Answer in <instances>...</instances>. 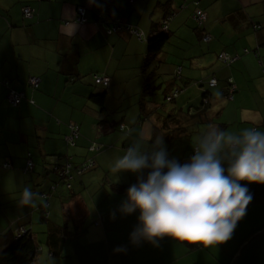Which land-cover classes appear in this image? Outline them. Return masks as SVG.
<instances>
[{
  "label": "crops",
  "instance_id": "obj_1",
  "mask_svg": "<svg viewBox=\"0 0 264 264\" xmlns=\"http://www.w3.org/2000/svg\"><path fill=\"white\" fill-rule=\"evenodd\" d=\"M196 9L205 14L207 43L192 18ZM69 19L77 24L72 36L62 27ZM115 26L124 30L107 32ZM165 30L168 39L150 55L148 40ZM220 54L232 62L223 64ZM146 74L152 75L153 92L141 104ZM94 75L107 77L108 87L95 85ZM226 75L234 87L229 94ZM33 77L40 80L37 89L29 86ZM10 90L21 93L17 106L9 105ZM101 94L97 104L91 96ZM209 124L232 132L264 130V0H0V235L29 230L41 247L36 264L232 261L243 238L264 223L258 219L264 205L248 207L232 237L219 245L188 250L165 237L156 246L134 247L129 234L138 213L122 216L117 209L126 192L111 190L135 175L116 179L110 170L130 144L148 148L157 135L163 142L180 139L188 148L168 154L187 161ZM71 125L79 128L74 148L63 140ZM93 143L101 148L91 151ZM27 152L32 173L23 169ZM85 163L92 166L72 178L69 190L61 183L51 187L52 165L73 170ZM26 186L36 196L32 206L21 207ZM64 231L77 235L65 237L60 257L50 256L49 242ZM121 245L127 252L114 253Z\"/></svg>",
  "mask_w": 264,
  "mask_h": 264
},
{
  "label": "clouds",
  "instance_id": "obj_2",
  "mask_svg": "<svg viewBox=\"0 0 264 264\" xmlns=\"http://www.w3.org/2000/svg\"><path fill=\"white\" fill-rule=\"evenodd\" d=\"M62 27L72 36L77 24L69 19ZM192 149L191 157L181 163L169 158L162 138L156 137L148 148L134 142L112 160L116 179L124 172L137 175L117 209L122 216L138 213L129 234L131 246H156L165 237L204 247L219 245L247 215L253 200L249 185H264V130L232 132L209 124ZM35 196L24 187L19 206H32ZM115 216L113 212L110 218ZM113 251L126 253L127 247Z\"/></svg>",
  "mask_w": 264,
  "mask_h": 264
},
{
  "label": "trees",
  "instance_id": "obj_3",
  "mask_svg": "<svg viewBox=\"0 0 264 264\" xmlns=\"http://www.w3.org/2000/svg\"><path fill=\"white\" fill-rule=\"evenodd\" d=\"M197 10H199V9H196L195 11H197ZM199 11H201V10H199ZM194 12H193V15H194ZM201 12L204 14L203 11H201ZM168 14L170 15L171 12H168ZM193 15H192V18H193ZM167 18H168V16L166 14L164 16L163 22L166 21ZM193 20H194V18H193ZM205 21H206V19L204 21H201V22L194 20V22L196 23V28L201 30L204 27ZM163 22L160 24V26L163 25ZM168 36H169V33L167 30L156 31L155 35L151 39H149L147 42V50H148L149 54L155 55L157 52H159L161 50L162 46L164 45V43L166 42V40L168 39ZM205 36H208L207 41H204ZM200 37L204 43H207L210 41V36L207 33H205L203 30L200 31ZM217 59L219 60L218 57H217ZM146 63H145L144 68L146 67ZM96 77H101V76L94 75L93 77H91V79L95 85H101L103 87H108L109 82L106 86L102 85L101 83H99V84L95 83ZM151 78H152L151 74H148V75L146 74V76L144 78L143 89L141 92V96L139 98L141 101V104H143V102L146 103L147 102L146 97L148 95L152 94V92H153V88L151 85ZM228 78L229 77H227V75H226L227 93L229 94L231 83L228 81ZM215 83H216V81H215ZM39 84H40V82H39ZM39 84L36 88H33L30 84H29V86L32 89H37L39 87ZM11 91L18 94L19 98L21 100V93L20 92L10 90L8 92V94ZM172 92L170 93V95L172 94ZM169 96L165 97L166 101H167V98ZM103 97H104V94L103 95L102 94L97 95V96H91V98L97 104H101ZM7 99H8V97H7ZM10 106H13V105H10ZM70 128H71L70 133L67 136H64V139H63L66 146H70L71 143L73 145H75L76 141L79 138L78 126L77 125H71ZM73 128L76 129V131H75L76 137L73 139V141H68V137L70 136ZM91 151H93V150H91ZM169 158H173V157L169 156ZM174 159L178 160L181 163L186 162L184 160V157L183 158H174ZM27 161H30V166H27L26 165L27 163H25V166L23 168L24 172L25 173H32L34 170V161H33V155L30 152H27L25 155V162H27ZM64 164H54L50 167L49 172L51 174H53L54 177H56V181L51 185V187L55 188L56 184L61 183L64 188L69 190V188H70L69 184H70L71 180L70 179L68 180V177H69L70 171H72V169L70 170ZM9 166L10 165H8L6 163L3 165V168H8ZM80 166L81 167L78 166L79 168H75L74 170L77 172H79L81 170L85 171V170L89 169L92 166V164L88 163L85 167H83L82 165H80ZM136 181H137V175L135 174L134 177L128 183H126V184H114L112 186L111 190L115 193L126 192L127 188L131 184L136 183ZM51 187L49 186V188H51ZM249 189L253 193V200L248 205V207H250L252 205H264V185L252 184V185H249ZM47 194H49V191L43 194L45 196L44 197L45 200H46V198H48V197H46ZM46 208H47V206H45V209ZM46 215H47V213H46ZM263 229H264V223L262 225L256 227L255 229L251 230L249 232V234L243 238V241H241V243L239 244L238 249H235V252L238 250L237 253H235V254L237 255L239 253L241 247H243L246 243H248L257 233H259ZM22 230L25 232L24 234H21ZM72 235L76 236L77 234H74V233L70 234V232L69 233L65 232V234L63 233L60 237H58V239H56L55 237L52 238V240H53L52 242L49 239V241H50L49 244L51 245L50 256L55 257V258L60 257L63 242L66 240L65 237L66 238H72L73 237ZM179 242L182 243L188 250H190L192 248H196V244H189V243H185L182 241H179ZM39 250H40L39 245H38L36 239H34L32 237L31 232L29 230L18 229L15 232V235L7 234V233L0 235V264H36V261H37L36 259H37ZM233 259H232V261H233ZM232 261H230L227 264H230ZM194 264H199V263H194Z\"/></svg>",
  "mask_w": 264,
  "mask_h": 264
},
{
  "label": "built area",
  "instance_id": "obj_4",
  "mask_svg": "<svg viewBox=\"0 0 264 264\" xmlns=\"http://www.w3.org/2000/svg\"><path fill=\"white\" fill-rule=\"evenodd\" d=\"M23 12H24V14H25L26 16L29 15V10H28V8H25V9L23 10ZM193 18H194V20H197V21L201 22V21H204V20H205V15H204L201 11L197 10V11L194 12ZM120 29L124 30V28H122V27H120V26H115V27H111V28H109V29L107 30V32H108V33H111V32H113V31H117V30H120ZM164 29H166V26H164ZM207 40H208V36H205V37H204V41H207ZM218 58H219V60H220L223 64H226V65H228V64H230V63L232 62V59L229 58V57H227L226 54H220V55H218ZM228 81L231 83V79H230V78H228ZM39 82H40V80H39L38 78H35V77L30 78L29 81H28V83H29L33 88H36V87L38 86ZM108 82H109V80H108V78H106V77H96V78H95V83H97V84L101 83L102 85L106 86V85L108 84ZM214 85H215V80H214V79H211V80L209 81V86L212 87V86H214ZM233 88H234V87H233L232 84H231V86H230V92L233 90ZM176 96H177V91L175 90V91H173L172 94L167 98V101H170L172 98H174V97H176ZM8 100H9V104H10V105L16 106V105L19 103L20 98H19V95H18V94H16L15 92H12V91H11V92L8 94ZM75 131H76V129L73 128V129H72V132H71V134H70V136L68 137V141H73V139L76 137ZM26 163H27V164H26L27 166H30V161H27ZM81 171H82V170H81ZM81 171H79V173H80ZM66 173H67V172H66ZM67 174H68V173H67ZM68 179H70V178L68 177ZM24 233H25V232L22 230V231H21V234H24Z\"/></svg>",
  "mask_w": 264,
  "mask_h": 264
},
{
  "label": "water",
  "instance_id": "obj_5",
  "mask_svg": "<svg viewBox=\"0 0 264 264\" xmlns=\"http://www.w3.org/2000/svg\"><path fill=\"white\" fill-rule=\"evenodd\" d=\"M230 264H264V229L241 247Z\"/></svg>",
  "mask_w": 264,
  "mask_h": 264
},
{
  "label": "rangeland",
  "instance_id": "obj_6",
  "mask_svg": "<svg viewBox=\"0 0 264 264\" xmlns=\"http://www.w3.org/2000/svg\"><path fill=\"white\" fill-rule=\"evenodd\" d=\"M167 105H168V103H167ZM150 122H151V119L149 120ZM158 126H159V124H158ZM195 136V134H193V137ZM157 137H159L158 135H157ZM183 143V144H182ZM163 144H164V146L166 147V149H167V151H168V153L169 154H171V153H173V154H177V153H180L181 151H182V153L181 154H183V152H184V149H187L188 147L186 146V143L183 141V140H180V139H178V140H172L171 142H169V141H167V142H163ZM171 145H173V146H177V148H178V151H176V149H174L175 147H172ZM74 145L71 143L70 144V147L71 148H74L73 147ZM91 148L93 149V151H97L99 148H101V146L100 145H96L95 143H93V144H91ZM171 147H172V149H171ZM179 156H182V155H179ZM82 160V159H81ZM88 163H85V164H82V166L83 167H85L86 165H87ZM72 167V166H71ZM74 167V166H73ZM79 167H81V166H79ZM78 166L77 167H75V168H79ZM69 168V167H68ZM74 168V169H75ZM72 170V171H70V175H69V178H70V180H72V178L74 177V176H80V175H82L84 172H86V171H88V169L87 170H85V171H83L82 170V172H77V171H75V170ZM68 170V169H67ZM72 173V174H71ZM69 180V179H68ZM263 217H260V218H258L259 220H261V221H259V222H262L263 220H264V218L262 219ZM41 248V247H40Z\"/></svg>",
  "mask_w": 264,
  "mask_h": 264
}]
</instances>
